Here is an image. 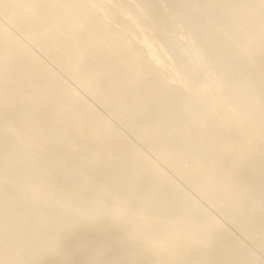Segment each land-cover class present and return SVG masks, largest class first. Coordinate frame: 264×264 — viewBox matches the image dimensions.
Wrapping results in <instances>:
<instances>
[{"label":"bare ground","instance_id":"1","mask_svg":"<svg viewBox=\"0 0 264 264\" xmlns=\"http://www.w3.org/2000/svg\"><path fill=\"white\" fill-rule=\"evenodd\" d=\"M132 1L143 7L142 15L149 17L150 25L157 29L187 31L189 38L201 47L196 52L194 47L199 45L192 44V52L200 51L197 59L212 69L214 80L195 79L197 66L195 62L188 64L183 52L174 47L173 35L166 38L162 49L174 58L168 63L176 65L167 64L164 57L157 55L152 45L155 38L151 42L142 37L141 50H133L134 44L129 46L132 41L128 45V38L123 37L130 28L123 15L139 13ZM112 2L109 5L105 0H0V12L12 13L13 25L22 33L34 32L39 50L58 66L64 67L68 58L70 76L87 89L104 92L105 102L112 105L110 115L118 119L126 115L127 129L139 139L152 137V141L147 140L152 154L170 165L175 175L187 182L196 180L204 200H224L226 210L237 216L244 231L256 228L264 236V0ZM138 28L143 32L145 27ZM7 30L0 24V209L7 211L0 215L1 236H8L10 245L21 243L15 237L23 231L21 241L28 244V250L22 255L31 264H40L51 253L58 264L69 256L87 257L84 264L217 261L213 248H219L216 241L222 231L209 227L207 234L199 232L193 238L200 225L188 228L186 220H195L201 213L190 204L186 207L183 198L185 205L177 202L182 205H177L176 212L172 207L176 202L174 196L183 192L174 195V188L164 180L167 175L162 177L160 168L154 167L157 164L148 162L149 157H144L122 133L118 135L106 126L104 116L94 113L90 105L80 100L82 97L71 95L52 69L43 66ZM193 56L191 60L196 58L195 53ZM162 70H168L170 79L176 82L160 79ZM180 76H187L190 82ZM190 83L194 92L188 88ZM186 89L193 94L186 93ZM211 93L226 100L228 110L205 102ZM180 162L188 163L189 168L181 169ZM55 177L60 182H52ZM61 196L75 200L89 197L82 205L98 213L102 222L82 220L80 212L63 218L61 207L53 212L42 210L41 204ZM36 197L43 198L39 206L26 201ZM159 197H166L167 203L158 202ZM170 207L172 216L167 219L164 214ZM12 213L17 214L13 223ZM119 218L132 220L133 228L144 234L142 237L149 236L138 251L125 253L121 246L119 250L117 245L123 241L114 240L112 231L118 229ZM185 221L188 227L183 226ZM152 222L160 227L154 229ZM47 230L54 232L55 237L44 236L42 231ZM171 231L177 232L174 238L168 237ZM225 239L220 243L223 252L235 248L236 240ZM176 242H183L178 250L174 249ZM222 251L218 252L222 255ZM5 253L0 246L1 264H11L9 253ZM230 256L221 263L251 262L246 257L247 261Z\"/></svg>","mask_w":264,"mask_h":264},{"label":"rangeland","instance_id":"2","mask_svg":"<svg viewBox=\"0 0 264 264\" xmlns=\"http://www.w3.org/2000/svg\"><path fill=\"white\" fill-rule=\"evenodd\" d=\"M105 3L106 4H109V5H112L113 4V2H112V0H105ZM132 4L135 6V8L139 11V13L137 14V15H132V14H130V16H128L129 14H126V15H123V17H124V19L127 21V19H128V21L130 22H128L129 23V27L130 28H128L129 29V31H128V29L124 32V35H123V37H124V39L125 40H127L126 38H128V40H127V42L129 41V42H131L132 41V43H130V45H129V42H128V45L129 46H133V44H134V46H133V50H137L138 52L141 50L140 49V47L142 46V43L141 42H143L142 40L144 39H142V37H145V38H147V39H149V40H151V42L154 40V38H155V41H153L152 42V45H153V47L156 49V51H157V55L159 56V57H161V58H163L164 60H165V62L167 63V64H174V65H176L175 64V62L174 63H168V61H171V59H172V62L174 61V58H173V56L171 55V53L168 51V52H166L165 50H163L162 49V45L164 46L165 45V42H166V38L169 36V35H173V36H175L174 37V43L176 44H174V47H177V48H179L182 52H183V56L185 57V59H186V61L188 62V64L189 63H192V62H195V65L197 66V68L195 69V77H197V78H195V79H197V80H210V79H212V80H214V78H215V76H214V74H212V69L211 68H207L205 65H203V64H201L200 63V61L197 59L198 58V55L200 54V51H199V53H196V52H198L197 50H199V49H197V48H201L200 47V45L197 43H195V41H193V39H190L191 38V36L189 35V33L187 34L186 32H184V30H182V28H178V29H174V30H164V31H162V30H159V29H157L156 27H154V26H152V25H150V19H149V17H147V16H145L144 17V15H142V10H143V7L141 6V5H139V3H137V5H136V1H132ZM139 5V6H138ZM137 6V7H136ZM141 6V7H140ZM140 8V9H139ZM133 16V18H132V16ZM126 16V17H125ZM137 16V17H136ZM131 17V18H130ZM136 17V18H135ZM147 17V18H146ZM139 18V19H138ZM138 19V20H137ZM13 20H14V15L12 14V13H7V14H3V13H1L0 12V24L2 25V27L3 28H5L7 31H9L12 35H14L15 36V39H16V41H17V43L19 44V45H23L28 51H30L34 56H37L36 58L39 60V62L43 65V66H45V67H48L49 69H52V72L55 74V76L59 79V80H61V81H63L64 83H65V85H67V87H68V91H69V93L71 94V95H73V96H75V97H77V98H81L80 100L81 101H83L84 103H87V105L89 106V107H92L93 108V110H94V113H96V114H98L99 116H101V117H103V119H106V121L105 120H103V122H104V124L106 125V126H108L113 132H115V133H117L118 135L120 134V133H122V135H124L123 137H125L124 139H126V141H129L130 143H131V141H132V144L134 145V147L135 146H137V150L138 149H140V152L142 151V153H143V155H144V157L146 156V157H149V158H147L146 160L148 161V162H150V163H152V161L155 163V165L157 164V166H154V167H157L158 169L160 168V172H161V174H163V176L162 177H164L165 176V174L167 175V176H165L164 178V180H167L169 183H170V185H171V187H173L174 188V192H173V189H171L170 188V191L171 192H173V194L174 195H176V193L177 194H181L182 192V194L179 196H174V199L176 200V202L175 201H173V202H175V203H172V207H174V209L172 208V207H170L169 208V210H168V212H166L165 214H164V216L165 215H171L172 214V212H170V209H171V211H172V209L175 211L176 210V208L178 209L179 207V205L181 204L182 205V203H183V200H184V202H186V207H187V205H188V208H189V204H190V206L192 207H194V209H196L197 211H199V213H201V214H199V216L197 217H195L196 219L194 220V217L191 219V218H189L188 220H186L187 221V223L189 224V227H188V224L186 223V221H185V223L183 224V226L185 225V226H187L188 228H191V226L193 227L194 226V228H198L199 227V225H200V227L198 228V229H196L197 231L196 232H194V236H192L193 238H196L197 236H199L200 234H207L208 233V230L210 231V228L209 227H211V229H219L220 231H222V232H220V236H219V240H218V243H217V241H216V244H218V246L217 247H219V248H217V249H214L213 248V252L215 253V251H217V258L216 259H218L217 261L216 260H212V262H213V264H222L221 262L223 261V262H225V260L226 259H230L229 258V254L231 255V256H233V255H235V256H233L234 258H239V259H243L244 257H246V259H249L251 262H248L249 264H264V236H263V234L259 231V230H257L256 228H254V229H252L251 231H244V229H242V227H240L241 225H239L238 223H239V220H237V216L236 215H234V214H232V213H229L228 212V210H226L227 208V205H226V203H225V201L224 200H222V199H219V198H214L213 200H209V199H205L204 200V195H202L203 193H202V190H201V188H200V186L198 185H196L195 184V181L196 180H194V179H191L189 182H187L181 175H179L178 176V174H176L175 175V171H174V169L170 166V165H165L164 164V162H162V160L161 159H157L156 157L157 156H155L156 154H154V152H153V154H152V149L150 148V146H149V142L150 141H152V137H148V136H146L144 139L146 140V142H145V140L143 139V140H141V139H139L138 137H137V135H136V133L135 132H132V131H130L129 129H127V126H128V123H126V122H128V120H129V118L127 119V117H126V115H123V116H121L119 119H120V121H118L119 119L118 118H115L114 116H111L112 114H111V111L112 110H110V109H112L111 108V104L110 105H108V102L106 101L105 102V97H107L106 96V94L104 93V92H100V90H94V89H87V88H85V87H83L81 84H78V81L76 80V79H74L72 76H70V74H69V72H68V65L70 66V64L71 63H69L68 64V62H70V60L68 59V58H66L65 59V65H64V67H61V66H58L55 62H54V60H52L51 58H49L47 55H45L44 54V52L43 51H41V50H39L40 48L38 47V45H36L37 44V42H36V34L34 33V32H29V34L27 35V34H25V33H22V31H20V30H18L17 28H15V26L13 25ZM137 20V21H136ZM142 21V22H140V21ZM140 22V23H139ZM137 23H139V24H137ZM142 23V25H140ZM143 23H145V24H143ZM140 26H142V27H145L143 30V32L142 31H139V28L138 27H140ZM138 28V29H137ZM156 30H158V31H156ZM130 31H131V33H130ZM148 31V32H147ZM129 32V33H128ZM142 32V33H141ZM32 33H34V34H32ZM128 33V34H127ZM141 33V34H140ZM153 33H154V35H153ZM155 33H157V35H159V38H158V36H156V34ZM32 34V35H31ZM127 34V35H126ZM30 35V36H29ZM129 35V36H128ZM142 35V36H141ZM145 35V36H144ZM32 36H34V37H32ZM131 36V37H130ZM151 36V37H150ZM153 36V37H152ZM156 36V37H155ZM33 39H32V38ZM130 37V38H129ZM190 37V38H189ZM35 38V39H34ZM131 38H133V39H131ZM153 38V39H152ZM158 38V39H157ZM156 39H157V41H156ZM131 40V41H130ZM163 40V41H162ZM192 42V43H191ZM194 42V43H193ZM35 43V44H34ZM154 43H157L158 45H156V44H154ZM159 43H161V45L159 44ZM194 45V44H196V45H199V47H197L196 45H194V46H196V47H194V48H196V52H192V48L193 47H191V45ZM135 45H137V46H135ZM141 45V46H140ZM181 45V46H180ZM192 45V46H193ZM160 46V47H159ZM180 46V47H179ZM182 46H183V48H185V49H182ZM28 47V48H27ZM135 47V48H134ZM159 48H161V49H159ZM160 50H162V52L160 51ZM201 50V49H200ZM136 51V52H137ZM185 51V52H184ZM193 51H195V49H193ZM163 53V54H162ZM164 53H166L165 54V56H163L164 55ZM169 53H170V55H169ZM193 53H195V56H196V58H192V60H191V57H194L193 56ZM161 54V55H160ZM188 55H189V57H188ZM170 56V57H169ZM187 56V57H186ZM165 57H167V58H165ZM172 57V58H171ZM170 58V60H168ZM190 58V59H189ZM167 59V60H166ZM67 60V61H66ZM191 60V61H190ZM200 63V65L198 64V62ZM55 64H54V63ZM192 64H194V63H192ZM56 65H57V67H56ZM67 66V67H66ZM173 66V65H172ZM60 67V68H59ZM199 67V68H198ZM63 70V71H62ZM161 73V74H160ZM159 74L161 75H158V77L161 79V77H163V79L162 80H165V81H167V82H169V80H170V82H173L174 80H172V79H170V78H172V76H170V72L168 73V70L166 71V70H162V71H160L159 72ZM169 74V75H168ZM197 75V76H196ZM212 75V77H210ZM70 76V77H69ZM169 76V77H168ZM61 79H60V78ZM167 77V78H166ZM181 77V79L183 80V81H185V78H187L188 80L186 81V82H188L189 81V78L187 77V76H180ZM185 77V78H184ZM165 78V79H164ZM203 78V79H202ZM72 79H74V80H72ZM167 79H169V80H167ZM172 80V81H171ZM212 80H210V81H212ZM66 81V82H65ZM174 82H176V81H174ZM190 82V81H189ZM188 82V83H189ZM193 83V82H192ZM193 84H195V82L193 83ZM69 85V86H68ZM82 86V87H81ZM70 87V88H69ZM192 87V88H191ZM188 88H190L191 89V91H193L194 90V87H193V85L190 83V85H189V87ZM190 89H186V93H190L191 91H190ZM86 92H85V91ZM187 90H189V91H187ZM94 91H95V94H94ZM98 91V92H97ZM194 92V91H193ZM193 92H191L192 94H193ZM75 93V94H74ZM77 94V95H76ZM95 95V96H94ZM86 101V102H85ZM205 102H207V103H212L213 105H216V106H218L220 109L222 108L223 110L224 109H227L228 110V107H229V105H227V101L226 100H223V99H219V98H217L214 94H210L209 96H208V98H206L205 99ZM106 104V105H105ZM92 105V106H91ZM103 105V106H102ZM108 108H107V107ZM92 108H91V110H92ZM107 109H109V110H107ZM221 109V110H222ZM92 110V111H93ZM97 111V112H96ZM109 111H110V113H109ZM111 114V115H110ZM114 118V119H113ZM118 119V120H117ZM124 119V120H123ZM127 119V120H126ZM108 123L110 124V125H108ZM112 123V124H111ZM124 123V124H123ZM126 124H127V126H126ZM126 126V127H125ZM112 127V128H111ZM116 129V131H120L119 133L118 132H116V131H114ZM130 132H132L133 133V135H134V133H135V135H136V137H135V135L133 136L132 135V133H130ZM129 138V139H128ZM140 140V141H139ZM147 140H150L149 142L147 141ZM256 141V140H255ZM258 142V141H257ZM256 142V143H257ZM136 145H135V144ZM145 144V145H144ZM151 151H149V150ZM139 151V150H138ZM149 160H152V161H149ZM166 163V162H165ZM183 163V164H182ZM152 165H154V164H152ZM183 165V166H182ZM169 166V167H168ZM179 166H180V168L181 169H183L184 170V168H185V170L186 169H188L189 168V164L188 163H186V162H180L179 163ZM186 166H187V168H186ZM170 167H171V169H170ZM184 167V168H183ZM170 169V170H169ZM84 170H86L87 171V168H84L83 169V171H82V173L83 174H85V173H87L86 171H84ZM162 170H163V172H162ZM173 170V171H172ZM85 172V173H84ZM174 172V173H173ZM165 173V174H164ZM170 179H172V180H170ZM170 180V181H169ZM194 182V184H193V182ZM52 182H54V183H56V182H60V178H54V180L52 181ZM172 182V183H171ZM184 182H186V183H184ZM174 183H176L175 185H174ZM188 183V184H187ZM191 183V184H190ZM198 183V182H197ZM173 184V185H172ZM182 186H181V185ZM193 184V185H192ZM175 186H179V187H175ZM188 186V187H187ZM197 186V187H196ZM29 188H31V186H29ZM177 188H179V189H177ZM180 188L182 189L181 191H179L180 190ZM197 188H199V189H197ZM184 189V190H183ZM199 191V192H198ZM172 194V195H173ZM185 194V195H184ZM187 196V197H186ZM196 196V197H195ZM178 197H180L179 199H178ZM195 197V198H194ZM201 197V198H200ZM82 198V199H81ZM80 199H76L75 200V198H72V197H69V196H61V197H55V198H52V200H49V202H47V204H44V205H42L41 204V207H42V210L43 211H45V212H48V211H50L51 210V212H53V211H55V210H60V207H61V210H60V212L61 211H63V212H61V216L63 217V218H70V217H72V216H75V215H77L79 212V215H81V218H82V220H88V219H95L96 221H99V222H102V221H100V220H102L100 217H98L97 216V214L98 213H96L95 211H93L90 207H87V206H85L84 207V204L82 205V203H84V200H89L90 198L89 197H87V196H85L84 198L83 197H81ZM86 198H89V199H86ZM182 198H183V200H182ZM35 199V200H34ZM55 199V200H54ZM119 199V198H118ZM162 198L161 197H159L157 200H158V202H163V204H165V203H167V202H165V200H167L166 199V197H164L162 200H161ZM173 199V200H174ZM200 199V200H199ZM217 199H219V200H217ZM54 200V201H53ZM57 200V201H56ZM161 200V201H160ZM195 202V204H194V202ZM30 205H40V203H42V202H44L43 201V198H41V197H36V198H30V199H27L26 200ZM81 201H83V202H81ZM179 201H182V203L180 202V203H177V202H179ZM199 201V202H198ZM205 201V202H204ZM39 202V203H38ZM55 202V203H54ZM165 202V203H164ZM215 202V203H214ZM188 203V204H187ZM197 203V204H196ZM200 203V204H199ZM61 204V205H60ZM81 204V205H80ZM162 204V203H161ZM184 204V203H183ZM218 204V205H217ZM57 205V206H56ZM175 205V206H174ZM178 205V206H177ZM180 205V206H181ZM185 205V204H184ZM199 205H200V207H199ZM226 205V206H225ZM78 206V207H77ZM201 206H202V208H201ZM57 207V208H56ZM190 207V208H191ZM192 207V208H193ZM77 208V209H76ZM200 208H201V210H200ZM225 208V209H224ZM79 209H80V211H79ZM89 209V210H88ZM205 209L207 210V211H205ZM223 209V210H222ZM203 210V211H202ZM220 210V211H219ZM77 211V212H76ZM173 211V212H174ZM177 211V210H176ZM175 211V212H176ZM205 211V212H204ZM214 211V212H213ZM225 211V215H224V212ZM88 212V213H87ZM208 212V213H207ZM6 213H7V211L6 210H4V208H1L0 209V215L1 216H4V215H6ZM64 213H65V216H64ZM69 213V214H68ZM77 213V214H76ZM91 213V214H90ZM93 213H96V214H93ZM209 213H210V216H209ZM222 213V214H221ZM226 213H228V214H226ZM12 214L14 215V216H12ZM11 214V220H10V222H15L16 220H17V214H15V213H12ZM63 214V215H62ZM125 214V213H124ZM142 214V213H141ZM174 214V213H173ZM204 214V215H203ZM206 214V215H205ZM208 214V215H207ZM66 215L68 216V217H66ZM201 215V216H200ZM232 215H233V217L235 218V219H232ZM0 216V217H1ZM95 216V217H94ZM123 216V215H122ZM139 216H144V215H139ZM163 216V217H164ZM172 216V215H171ZM171 216H168V218L167 219H169V217H171ZM164 217V220L166 219ZM203 218V219H201L200 220V218ZM206 217V218H205ZM221 217V218H220ZM224 218V219H223ZM120 219V222H121V220H122V225H121V223L120 222H118L119 223V227H118V229H115V230H112V231H114L113 232V237H114V240H116V239H118L119 241H123V243H120L119 245H117V246H119V250H122L123 248L122 247H124V250H125V253H128V252H131V251H134L135 249H137V251L139 250L138 248L141 246L142 247V245L146 242V238L148 237V239H150L149 238V236H147V235H145V236H143V237H145V238H143L142 237V235H144V234H141V232H139V229H134L133 228V226H132V220H127V219H124V218H119ZM150 219L153 221V220H156L155 218L153 219V217L151 218L150 217ZM199 219V220H198ZM222 219V220H221ZM13 220V221H12ZM204 222H203V221ZM113 221V220H112ZM116 221V220H115ZM119 221V220H118ZM191 221V222H190ZM227 221V222H226ZM106 224H109V223H107V221H104ZM103 222V223H104ZM193 222V223H192ZM197 222H199V224H198V226H197ZM212 222V223H211ZM215 222V223H214ZM235 222V223H234ZM123 223H124V227H123ZM223 223V224H222ZM230 223V224H229ZM205 224V225H204ZM152 227H154V229H158L159 227H160V225H158V224H155L154 222H152V224H150ZM191 225V226H190ZM196 225V226H195ZM224 226V227H223ZM157 227V228H156ZM120 228V229H119ZM229 228H232V229H229ZM126 229V230H125ZM208 229V230H207ZM215 229V230H216ZM133 230V231H132ZM138 230V231H137ZM206 230V231H205ZM219 230H217L218 232H219ZM225 230V231H224ZM51 230H47V231H42V233L44 232V236H46V237H48V238H50V239H52V238H54L55 237V234H54V232H50ZM122 231H124V232H122ZM134 231H137L136 233L134 232ZM204 231V232H203ZM49 232V233H48ZM199 232H200V234H199ZM228 232V233H227ZM246 232H247V234H246ZM116 233V234H115ZM119 235H118V234ZM123 233H125L124 234V236H122L123 235ZM175 233V234H174ZM177 232H174V231H171V233L169 232L168 234H170V235H168V237H172V238H174L177 234H176ZM260 233V234H259ZM135 234V235H134ZM167 234V233H166ZM165 234V235H166ZM203 234V235H204ZM252 234V235H251ZM15 235V234H14ZM130 235V236H129ZM196 235V236H195ZM203 235H201V236H203ZM225 235V236H224ZM0 236H1V234H0ZM174 236V237H173ZM221 236H222V238H221ZM239 236H243V237H239ZM118 237H121V238H118ZM3 238V239H2ZM7 238H9L8 236H4V237H0V246L2 247V249H4V252H6L5 254L6 255H8V253H9V255H8V258L10 259L11 258V260H12V262H11V264H31V262H29V259H28V257L26 256V258H24L25 256V254H26V252H27V248L26 247H28V244H24L21 240H23L24 239V233H23V231H21V233L19 232L18 234H16V237H15V239L17 238V240H19L21 243H15V244H11L10 245V240L9 239H7ZM133 238V239H132ZM193 238H189L190 239V241L189 242H192L194 239ZM225 238H227V239H229V240H232V241H234V240H236V241H234L233 242V244H234V247L236 248L237 247V249H235V248H231V249H228L227 248V250H224V252L221 250V244H223L224 243V241H226V239ZM130 239H132V240H130ZM191 239H193L192 241H191ZM252 239V240H251ZM257 239V240H256ZM9 240V241H8ZM136 240H138V241H136ZM140 240V241H139ZM224 240V241H223ZM117 241V240H116ZM130 241V242H129ZM220 241V242H219ZM139 242V243H138ZM208 242V241H207ZM209 242H212V241H209ZM208 242V243H209ZM236 242V243H235ZM247 242V243H246ZM262 242V243H261ZM6 243V244H5ZM119 243V242H118ZM134 243V244H133ZM179 243V244H178ZM181 243H183V242H176L175 243V245H174V249H176V250H178V249H180L181 247ZM221 243V244H220ZM239 243V244H238ZM122 244V245H121ZM132 244V245H131ZM177 244V245H176ZM5 245V246H4ZM135 245V246H134ZM140 245V246H139ZM179 245V246H178ZM120 246H121V248H120ZM8 247V248H7ZM129 247V248H128ZM247 248V249H246ZM257 249V250H256ZM7 250V251H6ZM228 250H229V252H228ZM235 252H234V251ZM127 251V252H126ZM136 251V250H135ZM218 251H222L223 252V254L225 255V256H222L221 255V252L219 253ZM247 251V252H246ZM226 252V253H225ZM232 252H234V253H232ZM238 252V253H237ZM22 253L24 254V255H22ZM248 254H250V255H248ZM227 255V256H226ZM218 256H219V258H218ZM221 256V257H220ZM230 256V257H231ZM21 257H23V258H21ZM21 258V259H20ZM76 257H73V256H69L68 257V259H64V261H63V263L62 264H84L85 263V261H86V259H87V257L85 258V256L83 257H79V258H76ZM245 259V258H244ZM245 259V260H246ZM68 260H69V262H68ZM221 260V261H220ZM54 261H56V259H55V254H53V253H51V254H48L46 257H44L43 259H42V261H41V263L40 264H58L57 262H54ZM80 261V262H79ZM247 261V260H246ZM2 263V258H0V264ZM150 262H148V264H149ZM234 264V263H233Z\"/></svg>","mask_w":264,"mask_h":264}]
</instances>
